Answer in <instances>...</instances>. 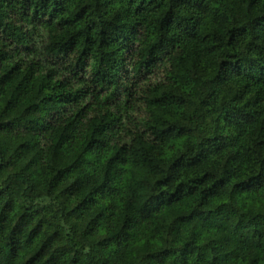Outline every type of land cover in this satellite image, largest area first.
<instances>
[{"label": "trees", "instance_id": "trees-1", "mask_svg": "<svg viewBox=\"0 0 264 264\" xmlns=\"http://www.w3.org/2000/svg\"><path fill=\"white\" fill-rule=\"evenodd\" d=\"M0 264H264V0H0Z\"/></svg>", "mask_w": 264, "mask_h": 264}, {"label": "clouds", "instance_id": "clouds-1", "mask_svg": "<svg viewBox=\"0 0 264 264\" xmlns=\"http://www.w3.org/2000/svg\"><path fill=\"white\" fill-rule=\"evenodd\" d=\"M255 35V33H253V36ZM253 37H248V39H252Z\"/></svg>", "mask_w": 264, "mask_h": 264}]
</instances>
